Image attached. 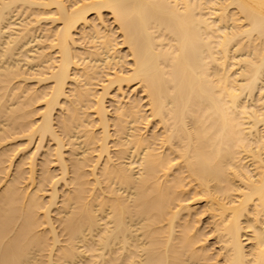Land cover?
<instances>
[{
    "label": "bare ground",
    "instance_id": "1",
    "mask_svg": "<svg viewBox=\"0 0 264 264\" xmlns=\"http://www.w3.org/2000/svg\"><path fill=\"white\" fill-rule=\"evenodd\" d=\"M0 264H264V0H0Z\"/></svg>",
    "mask_w": 264,
    "mask_h": 264
},
{
    "label": "rangeland",
    "instance_id": "2",
    "mask_svg": "<svg viewBox=\"0 0 264 264\" xmlns=\"http://www.w3.org/2000/svg\"><path fill=\"white\" fill-rule=\"evenodd\" d=\"M107 16H109V15L107 14ZM106 18H107V19L109 18V19H108V20H109V22L111 21V19H110V16H109V17H106Z\"/></svg>",
    "mask_w": 264,
    "mask_h": 264
}]
</instances>
